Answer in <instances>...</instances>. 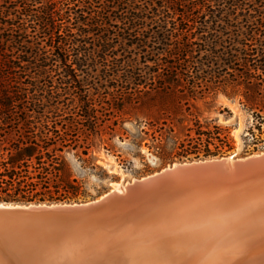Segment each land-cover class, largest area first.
Here are the masks:
<instances>
[{"label": "trees", "instance_id": "16d2710c", "mask_svg": "<svg viewBox=\"0 0 264 264\" xmlns=\"http://www.w3.org/2000/svg\"><path fill=\"white\" fill-rule=\"evenodd\" d=\"M197 91L264 136V0H0V203L74 201L68 153L90 161L127 104ZM134 110L164 126L141 131L160 158L168 135L183 156L231 150L196 109Z\"/></svg>", "mask_w": 264, "mask_h": 264}, {"label": "water", "instance_id": "95a60500", "mask_svg": "<svg viewBox=\"0 0 264 264\" xmlns=\"http://www.w3.org/2000/svg\"><path fill=\"white\" fill-rule=\"evenodd\" d=\"M264 241V153L172 164L85 203H0V264H173Z\"/></svg>", "mask_w": 264, "mask_h": 264}, {"label": "rangeland", "instance_id": "374dc122", "mask_svg": "<svg viewBox=\"0 0 264 264\" xmlns=\"http://www.w3.org/2000/svg\"><path fill=\"white\" fill-rule=\"evenodd\" d=\"M140 102L139 105L127 104L119 109L114 132L106 136L105 145L97 146L89 157L90 161L85 162L84 158L75 156L74 152L66 155L71 175L79 183L80 195L72 202L57 203L93 201L114 189L115 184L124 185L172 164L229 156L243 158L264 153V136L255 142L256 137H259L256 130H253V134L249 133L254 124L251 112L237 99H228L220 92L197 91L192 95L178 97L175 94L156 93L142 97ZM134 109H196L202 122L228 130L232 140L231 150L217 157L204 158L199 155L196 158L197 155L193 154L183 156L176 150L172 151L173 140L168 135L165 137L164 148L167 153L172 154L167 158H160L156 149L152 148V142L141 131L149 122L164 126L161 121L153 120L149 113Z\"/></svg>", "mask_w": 264, "mask_h": 264}, {"label": "bare ground", "instance_id": "6f19581e", "mask_svg": "<svg viewBox=\"0 0 264 264\" xmlns=\"http://www.w3.org/2000/svg\"><path fill=\"white\" fill-rule=\"evenodd\" d=\"M115 184L114 189L122 186ZM228 252L177 257L173 264H264V241H231Z\"/></svg>", "mask_w": 264, "mask_h": 264}]
</instances>
